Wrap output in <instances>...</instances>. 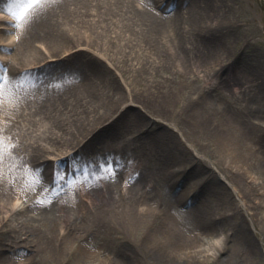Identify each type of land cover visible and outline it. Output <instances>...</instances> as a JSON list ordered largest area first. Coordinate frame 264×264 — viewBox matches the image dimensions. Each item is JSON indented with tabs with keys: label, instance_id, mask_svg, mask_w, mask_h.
Listing matches in <instances>:
<instances>
[{
	"label": "bare ground",
	"instance_id": "bare-ground-1",
	"mask_svg": "<svg viewBox=\"0 0 264 264\" xmlns=\"http://www.w3.org/2000/svg\"><path fill=\"white\" fill-rule=\"evenodd\" d=\"M150 2L164 13L158 14ZM184 3L187 6L180 9ZM23 6L18 0H0V8L9 14ZM223 14L219 0H42L27 13L28 26L0 23L1 49L11 58L0 83V114L11 126L0 130L2 134L12 129L16 111L29 105L26 93L32 83L22 86V81L69 77L40 89L29 123L46 125L34 136V129L27 131L34 138L27 144L30 152L21 154L23 150L14 147L20 144L13 142L1 152L0 264H145L149 260L198 264L206 258L195 251L202 240L195 230L213 235L217 225L230 231L222 244L225 255L218 260L221 264L238 260L240 239L247 237L246 217L239 212V230L226 221L223 204L228 203L230 210L233 206L210 177L211 168L204 170L203 164L206 160L234 189L245 190L246 207L261 206L259 198L252 200L255 186L246 183L251 168L259 165L264 174V76L259 71L264 61L231 74L229 64L236 57L222 40V29L228 24L219 17ZM211 15L219 17L214 25L207 23ZM119 25L123 32L112 34L110 28ZM37 42L47 53L36 47ZM75 47L79 48L71 52ZM87 47L111 61L125 82L140 77L149 86L154 82L166 88L161 97L179 95L177 118L195 129L207 120L205 131L210 137L197 141L189 125L176 124L177 131L158 126L144 134L148 119L126 113L113 118L129 95L137 94L125 93L117 75L94 59ZM65 51L69 53L54 63L21 70L26 62L36 64ZM198 70L203 71L201 77ZM228 95L252 100L253 107L244 104L243 108L252 111L253 120L238 108L234 114L224 113L221 102ZM125 116L135 129L131 137L94 145ZM100 123L104 124L100 134L92 137ZM226 127L246 129L247 138L253 140L245 143L225 132ZM69 150L74 151L65 160L85 151L73 168H59L44 157ZM82 167L94 168L75 175ZM194 179L207 188L203 200L189 186ZM24 195L29 203L21 215L15 202ZM235 205L242 209L239 201ZM176 212L181 216L176 217Z\"/></svg>",
	"mask_w": 264,
	"mask_h": 264
},
{
	"label": "rangeland",
	"instance_id": "rangeland-1",
	"mask_svg": "<svg viewBox=\"0 0 264 264\" xmlns=\"http://www.w3.org/2000/svg\"><path fill=\"white\" fill-rule=\"evenodd\" d=\"M223 4V11L224 14L219 16L223 20L228 21V24L224 26L221 32V36L223 42L226 40L229 44L230 51L233 53L234 57H236V60L229 64L230 72L232 75L239 73V70L245 71V68L249 66L250 64L255 63L258 60L264 61V0H219ZM187 6L186 3L181 5L179 7L180 9H183ZM150 7L154 9L158 14H163L162 10H160L159 7H157L155 4L150 2ZM7 14L0 8V23L2 25L7 24L6 18ZM217 15H211L207 19V23L214 25L216 20L219 19ZM218 18V19H217ZM3 20V21H2ZM31 22V20H30ZM0 25V26H2ZM29 23H27V26ZM22 26H24L22 24ZM30 27V26H29ZM5 31V30H4ZM110 31L112 34L114 33H120L123 32L121 29V26H115L113 28H110ZM126 32V31H125ZM2 32H0V35ZM125 37H128V34H125ZM1 42V37H0ZM1 45L3 43H0V83H1V77L6 73V67L8 63H11V58L9 54L5 56V54L1 49ZM37 48H40L42 52L47 53L45 46L43 43L37 42L36 44ZM79 47H75L71 52H75ZM88 48V47H87ZM11 46L9 49H7L8 52L11 51ZM90 54L92 57L96 60H102L104 64H106L118 77L120 82L122 83V90L130 94L131 92H135L137 95L135 98H132L130 95L128 99L121 105L119 110L112 116L113 118L119 114V113H126L129 115H140V118L148 119V127L144 134H148V130L151 128H156L158 126L165 127L166 129H172L174 131H177V126H174L175 124L179 127L184 128L188 126L189 131L191 134L196 138L198 141H205V139L210 137V134L207 133V120H204L205 122L199 126L197 125V129H195L194 125L190 122H184L181 123L180 120L177 118L176 114L179 107V98L177 95H166L167 97H161L162 92H166V88H163L161 85H157L154 82L152 85L149 86L147 84V81L145 79H142L140 77H136V80L133 82H125L122 78L121 72L116 68V66L109 61L107 58L101 55L96 50H93L91 48H88ZM69 53V51L61 52L59 56H46L44 60L36 63V64H27L22 67V71L27 70H34L39 69L40 67H43L45 65V62L54 63L57 60L61 59L62 57L66 56ZM15 62V61H13ZM230 61H228L229 63ZM227 63V64H228ZM234 66V67H233ZM264 67V66H263ZM247 70V69H246ZM242 71V72H243ZM259 71L261 72V75L264 76V69L261 67L259 68ZM198 74L201 77L203 74L202 70H198ZM235 72V73H234ZM147 75L145 74L144 77ZM143 77V78H144ZM68 75L65 77L60 76L59 79H34L32 81L24 80L21 82L22 86H30V90L28 93H26V96L29 100H27V103L29 105L27 107H23L22 109H18L15 114L14 118V124H12V129L7 134H2L0 131V160H2L1 152L3 149L7 147H12L11 143L19 146L14 147H20L23 151L16 149L18 153L21 152L27 154L30 152V147L27 146L29 142L34 141V138H30V136L27 134V131L34 129L33 136L40 132L46 125L44 121H41L39 124H37L36 127H34L31 123H29V111L33 110L36 107V102L41 96V88H43L44 85L51 84L56 81H66L68 80ZM29 84H28V83ZM142 82V83H141ZM5 83H2L1 87L3 88ZM9 90H11V87L8 86ZM227 100H223L221 102L222 109L224 110V113L230 115L237 112V108L240 112L248 113L250 119L253 120V117L251 116V110L248 109V107L245 109L243 108L244 104H247L250 107H253L254 103L252 100H249V103L243 100L239 96H232L228 95ZM0 102H3L2 97H0ZM242 108V109H241ZM241 109V110H240ZM185 113H182L181 115L184 116ZM197 116H201V112L197 113ZM210 118H212L210 116ZM128 116H125L122 120V123L117 126V123L114 124V126L111 128V131L108 135L98 137L94 140V145H105L108 142L115 141V140H125L129 137H131L134 134V127L128 124ZM214 119H218L219 121H223V119L219 116L215 117ZM105 121L104 123H107ZM103 123H100L97 125V128L92 132V137L98 136L100 128L104 125ZM183 125V126H182ZM6 126L10 127L11 125L8 124V121L3 118V116L0 114V130H4ZM203 128V130H199V128ZM36 128V129H35ZM38 128V129H37ZM246 132H238L236 129H231V127L227 128L225 132H229L233 136L242 139L245 143L249 140L248 135L250 134L246 129H244ZM254 138V137H253ZM248 139V140H247ZM108 140V141H105ZM25 142V146H21L22 142ZM133 143L134 140H132ZM40 142H43L40 140ZM44 143V142H43ZM138 143V142H136ZM140 144V143H138ZM255 144L253 143H250ZM249 144V145H250ZM92 145V144H91ZM90 145V146H91ZM257 145V144H256ZM143 146V145H140ZM146 146L148 144L146 143ZM259 146V145H258ZM142 148V147H141ZM93 149V148H91ZM89 149V150H91ZM131 150V149H129ZM74 150H69L68 152H61V154H56L55 152H50L45 154V159L50 163L59 164V168H63V166H70L73 168L75 164H80V162L83 160L81 157V154L85 151H81L79 154H75L69 159L65 158L73 153ZM193 153L198 156L195 150H192ZM258 151H260V147L258 148ZM151 152H153L151 150ZM155 154V153H154ZM90 155V152L88 153V157ZM198 157H202L198 156ZM62 160V161H61ZM262 165V164H261ZM181 165L175 164L174 168H180ZM204 170H207L208 168H211L209 170L210 177L213 179H216L217 186H220L219 188H222L224 191L221 193L222 195H225L227 199L229 198L231 210L229 209V204H223L224 211L227 212L228 215H225L224 218H226V221H231L236 229H240L238 222L241 221V212H244V216L246 217V226H244L243 231H245V234L247 237L240 239V245L237 248L238 253V260L234 264H264V190L262 189V186L264 184V174H262L259 169V165L253 167L250 169V172L247 173V185L248 187L250 185L255 186V193L254 201H257L258 198L262 201L260 207H253L251 208L246 207L243 203V199L247 197V193L245 190H242L239 192L237 189H234L232 184L228 182V180L221 176L216 168H214L212 165H210L206 160L204 161ZM263 166V165H262ZM84 167L80 168L79 171H76V174L79 173H87L89 171H92L94 167L89 168L88 170H84ZM186 170V169H185ZM74 173V172H73ZM72 176V175H71ZM197 179V178H196ZM194 179V181L190 182L189 184L190 188H193V190H196L197 195L202 200L204 199V196L207 194V188L202 185L198 180ZM212 182V181H211ZM72 181L69 179L67 182V185H71ZM243 187V185H241ZM240 187V188H241ZM67 188V187H66ZM243 195V196H242ZM18 196V194H17ZM27 196L24 195L20 199H16L15 207L21 209V215L25 213V210H27V204L29 202H25L27 200ZM186 203L188 202V197L185 198ZM240 202L242 209L237 210V205H235V202ZM208 206L210 203L205 201ZM191 203L187 205L189 207ZM232 208L234 210H232ZM234 211V213H233ZM256 211V212H255ZM240 212V213H239ZM175 216H181V213L176 212ZM216 216V215H215ZM23 217V216H22ZM25 217V216H24ZM239 219V220H238ZM214 220H221L219 218H215ZM238 220V221H237ZM11 223H14L15 220H10ZM213 235L209 232V230L203 231L200 229H196L195 232L202 237V240L198 241L200 242L197 246H195V251L198 255L201 256V258H206V262L201 260L198 264H221L218 259L223 258L225 255V251L222 250L223 242L228 237L230 231L226 228H223L219 225L215 226ZM210 233V234H209ZM229 246V244H228ZM157 263L156 261H147L145 264H152Z\"/></svg>",
	"mask_w": 264,
	"mask_h": 264
},
{
	"label": "snow or ice",
	"instance_id": "snow-or-ice-1",
	"mask_svg": "<svg viewBox=\"0 0 264 264\" xmlns=\"http://www.w3.org/2000/svg\"><path fill=\"white\" fill-rule=\"evenodd\" d=\"M18 2L23 3L24 6L19 12L11 13L14 20L16 21V23L12 25L14 28L20 26L21 24L27 26V23L30 22V18L27 16V13L34 7H37L42 2V0H18ZM108 167H112V165L109 164Z\"/></svg>",
	"mask_w": 264,
	"mask_h": 264
}]
</instances>
